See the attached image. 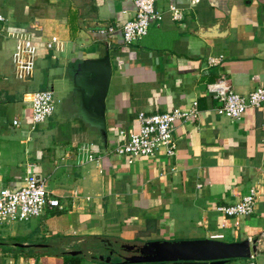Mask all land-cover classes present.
I'll use <instances>...</instances> for the list:
<instances>
[{"label":"crops","instance_id":"obj_1","mask_svg":"<svg viewBox=\"0 0 264 264\" xmlns=\"http://www.w3.org/2000/svg\"><path fill=\"white\" fill-rule=\"evenodd\" d=\"M170 6L182 10L181 21L171 19ZM155 8L162 20L126 46L119 31L100 30H119L133 17L134 0H0V189L20 188L27 166L34 165L62 207L10 223V232L0 233V264H63L62 254L71 251L84 260L105 259L113 245L203 239H257L252 261L264 264V199L247 218L216 211L239 202L253 186L264 187V103L231 120L213 112L207 91L222 75L240 95L264 88V0H200L194 6L155 0ZM20 33L32 37L37 51L26 81L15 78L12 63L11 35ZM53 37L58 44L49 49ZM106 54L111 77L103 139L82 120L73 82L83 61ZM218 56L221 64L209 66L208 58ZM37 90L58 97L53 115L33 127L31 94ZM193 101L197 118L174 123V156L165 148L153 157L114 153L124 139L120 132L137 129L139 113L186 110ZM104 259L93 264H107Z\"/></svg>","mask_w":264,"mask_h":264},{"label":"built area","instance_id":"obj_2","mask_svg":"<svg viewBox=\"0 0 264 264\" xmlns=\"http://www.w3.org/2000/svg\"><path fill=\"white\" fill-rule=\"evenodd\" d=\"M200 0H189L191 6L197 5ZM168 12L173 21L183 19L182 10L170 6ZM162 12L155 8V0H134V15L127 20L119 30L107 26L100 30L102 35L120 32L122 43L126 46L136 44L145 38L152 24L160 22ZM4 18L0 15V22ZM14 51L12 63L14 76L17 80L26 81L32 77L36 57V46L29 34H13ZM58 44V39L53 37L47 43L52 49ZM222 56L209 57V66L220 65ZM207 91L214 102L213 112L220 117L231 120L239 119L249 108L258 109L264 103V88L258 87L248 95L234 92L229 79L220 76L216 82L207 86ZM55 110L54 97L49 90H37L31 94V123L33 127L44 124ZM199 114L198 103L193 101L189 109H173L158 114L139 113L137 116V129L129 134L120 132L123 141L115 146L114 153L127 155L131 158L153 157L160 148H165L169 157L175 154V140L172 137L173 126L177 121L185 122L197 118ZM17 126L18 121L14 120ZM264 145V138L262 140ZM93 156H88V161H93ZM2 165L0 162V172ZM264 199V187L253 186L248 194L239 202L232 205H219L216 211L225 218H247L255 212L259 200ZM47 209H62L56 199L47 189L45 181L37 177L35 166L28 165L23 185L11 190L0 189V224L22 222L41 216ZM247 264H256L249 259Z\"/></svg>","mask_w":264,"mask_h":264},{"label":"water","instance_id":"obj_3","mask_svg":"<svg viewBox=\"0 0 264 264\" xmlns=\"http://www.w3.org/2000/svg\"><path fill=\"white\" fill-rule=\"evenodd\" d=\"M111 77L108 54L95 60H85L77 68L74 88L78 100V110L84 122L99 130L106 139L105 97ZM257 239L226 243L216 239L183 241H149L141 245L120 246L130 256L123 258L122 264H224L235 259H252L257 252ZM110 247L111 244L107 243ZM78 251L68 254L75 256ZM93 259H96L93 257ZM103 260V256L98 257ZM111 263V258L104 260Z\"/></svg>","mask_w":264,"mask_h":264},{"label":"flooded vegetation","instance_id":"obj_4","mask_svg":"<svg viewBox=\"0 0 264 264\" xmlns=\"http://www.w3.org/2000/svg\"><path fill=\"white\" fill-rule=\"evenodd\" d=\"M131 254L132 253L124 251L119 246L117 247L113 245L111 248H107L105 259L110 257L111 261L118 260V262H122L123 258L130 256Z\"/></svg>","mask_w":264,"mask_h":264},{"label":"trees","instance_id":"obj_5","mask_svg":"<svg viewBox=\"0 0 264 264\" xmlns=\"http://www.w3.org/2000/svg\"><path fill=\"white\" fill-rule=\"evenodd\" d=\"M62 260H63V264H84L85 262L82 255L72 256L68 253L62 254ZM111 262L112 264H122L121 262H118V260H112ZM177 263H182V262H177ZM164 264H172V263H164Z\"/></svg>","mask_w":264,"mask_h":264},{"label":"rangeland","instance_id":"obj_6","mask_svg":"<svg viewBox=\"0 0 264 264\" xmlns=\"http://www.w3.org/2000/svg\"><path fill=\"white\" fill-rule=\"evenodd\" d=\"M58 96H57V94H55L54 95V98L56 99ZM54 99V100H55ZM11 223H17V222H11ZM12 227V225L10 224V223H3V224H0V233L1 234H3V233H6V234H8L9 232H10V228ZM8 242H12V239H8L7 240ZM19 241H20V239H14L13 240V242H15V243H19ZM98 254H100V253H97V254H93V255H91V256H95V257H97L98 256ZM96 261H99L98 259H96V260H94V259H92V258H90V257H88L87 256V258H86V260H85V263L86 264H93L94 262H96ZM103 263V262H102Z\"/></svg>","mask_w":264,"mask_h":264}]
</instances>
